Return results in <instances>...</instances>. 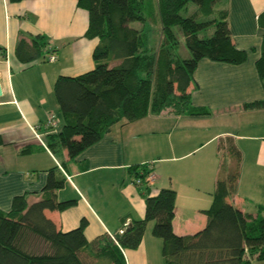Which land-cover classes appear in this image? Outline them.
Returning a JSON list of instances; mask_svg holds the SVG:
<instances>
[{
    "label": "crops",
    "instance_id": "1",
    "mask_svg": "<svg viewBox=\"0 0 264 264\" xmlns=\"http://www.w3.org/2000/svg\"><path fill=\"white\" fill-rule=\"evenodd\" d=\"M218 6L226 9L232 43L247 52V61L198 63L195 84L189 87L191 103L210 115L176 116L167 110L120 122L69 159L65 150H46L35 135L45 144L46 136L61 128L53 92L57 78L94 68L92 52L98 40L84 36L88 13L76 0H0V210L8 212L18 195H26L29 204L38 201L48 171L56 169L57 177H66L56 193L58 201H76L63 211H45L63 232L84 219L88 242L113 235L124 223L144 217V188L149 196L171 188L176 193L172 230L179 236L192 235L206 225L202 211L212 201L221 157L218 141L225 137H231L241 153L236 192L228 202L248 214L264 208V110L242 106L264 98L255 68L264 36L258 24L264 0H223ZM36 35L47 39V51L37 61L23 63L15 54L17 42L22 37L29 43ZM50 53L55 56L52 62L47 60ZM49 113L58 119L55 130L45 128ZM139 164L152 167L146 186H136L128 173ZM147 226L138 248L123 250L125 264H164L162 241L151 233L153 222Z\"/></svg>",
    "mask_w": 264,
    "mask_h": 264
},
{
    "label": "trees",
    "instance_id": "2",
    "mask_svg": "<svg viewBox=\"0 0 264 264\" xmlns=\"http://www.w3.org/2000/svg\"><path fill=\"white\" fill-rule=\"evenodd\" d=\"M221 1L76 0L88 13L84 36L98 40L92 52L95 65L79 76L57 78L53 92L62 125L58 132L46 136V150L53 154L65 150L68 158L74 159L120 122L158 116L167 110L176 116L210 115L208 109L191 103L189 87L195 84L198 63L203 59L230 65L247 61V52L232 43L227 11L218 6ZM189 3L196 5L192 12ZM131 22H139L142 28L131 27ZM258 24L264 28V11L258 16ZM174 27L180 30L188 58H181L177 52L180 41ZM210 29L213 32L208 36ZM150 31L159 34V44L153 48L148 46ZM29 39L28 43L20 37L16 45L15 54L23 63L37 61L47 51L45 37ZM255 68L264 91V36ZM242 106L264 110V98ZM218 151L221 157L212 201L202 211L207 222L198 232L174 234L176 193L171 188L161 189L156 196H149L144 188V217L124 223L113 235L104 234L88 242L84 219L75 229L63 232L45 211H63L76 201H58L56 193L66 177L59 178L58 170L50 169L38 201L29 204L26 195H18L8 212L0 210V264H125L123 250L138 248L149 222H153L152 235L162 241L164 264L264 261V208L258 206L255 214H248L228 202L236 192L241 153L231 137L218 141ZM225 157L234 161V169L227 167ZM128 173L136 186H146L152 167L134 165Z\"/></svg>",
    "mask_w": 264,
    "mask_h": 264
},
{
    "label": "rangeland",
    "instance_id": "3",
    "mask_svg": "<svg viewBox=\"0 0 264 264\" xmlns=\"http://www.w3.org/2000/svg\"><path fill=\"white\" fill-rule=\"evenodd\" d=\"M151 7H152V5H149V9ZM195 8H196L195 3H189L188 4V9L190 10V12H192L193 9H195ZM181 15L182 16H186V14L183 11L181 12ZM129 25L131 27H134V28H137V29L142 28V25L139 22H131ZM173 31L176 33V35H177V37H178V39L180 41V45L178 46V49H177L178 54L180 55L181 58H188L189 57V52L187 51V49L185 48V46L183 44L182 36H181L179 28L178 27H174ZM212 32H213V29H210L209 31H207L206 34L209 36ZM148 37H149L148 38V46L150 48L158 46V44H159V34H158V32H154L153 33L152 31H150L148 33ZM226 160H227V158H226ZM226 165H227V167L229 169H234L235 168V163L232 160H227ZM148 228L149 227L147 226V229Z\"/></svg>",
    "mask_w": 264,
    "mask_h": 264
},
{
    "label": "built area",
    "instance_id": "4",
    "mask_svg": "<svg viewBox=\"0 0 264 264\" xmlns=\"http://www.w3.org/2000/svg\"><path fill=\"white\" fill-rule=\"evenodd\" d=\"M48 61L52 62L55 60V56L53 54H50L47 58ZM58 126V119L56 118V115L54 113H49L47 117V121L45 123V128L48 130H55ZM35 135V134H34ZM35 138L38 140V142L46 149L45 144L40 139V136L37 134L35 135ZM152 179V174L147 177V182ZM139 184V181L136 182Z\"/></svg>",
    "mask_w": 264,
    "mask_h": 264
},
{
    "label": "water",
    "instance_id": "5",
    "mask_svg": "<svg viewBox=\"0 0 264 264\" xmlns=\"http://www.w3.org/2000/svg\"><path fill=\"white\" fill-rule=\"evenodd\" d=\"M1 95H2V88H1V86H0V97H1Z\"/></svg>",
    "mask_w": 264,
    "mask_h": 264
}]
</instances>
